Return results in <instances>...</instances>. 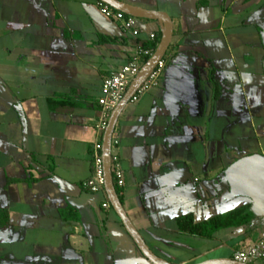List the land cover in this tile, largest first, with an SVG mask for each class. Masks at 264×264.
<instances>
[{
    "label": "crops",
    "instance_id": "0c3cea01",
    "mask_svg": "<svg viewBox=\"0 0 264 264\" xmlns=\"http://www.w3.org/2000/svg\"><path fill=\"white\" fill-rule=\"evenodd\" d=\"M120 1L173 23L164 69L113 134L125 213L167 262L233 259L264 241V217L211 237L177 220L251 205L226 203L224 174L264 156V0ZM137 19L134 37L98 0H0V264H153L106 191L83 186L103 143L104 78L161 38V21ZM175 173L185 182L170 189Z\"/></svg>",
    "mask_w": 264,
    "mask_h": 264
},
{
    "label": "water",
    "instance_id": "95a60500",
    "mask_svg": "<svg viewBox=\"0 0 264 264\" xmlns=\"http://www.w3.org/2000/svg\"><path fill=\"white\" fill-rule=\"evenodd\" d=\"M116 11H120L128 16L161 21L163 30L158 46L152 56L143 64L139 73L133 79L123 98L110 114L107 127L103 134L102 154L105 176V191L109 197L111 206L121 219L125 229L133 239L142 255L153 264H172L155 255L145 243L141 235L133 226L129 217L125 213L117 189L114 185L112 174V154H113V134L119 116L131 101L138 89L148 80L156 69L158 63L164 59L173 36V23L170 16L165 12L150 11L136 7L120 0H98ZM182 178L175 173V178L170 180L169 188L182 185ZM224 183L228 187L226 203L238 198L245 197L251 201V210L258 218L264 217V156L253 155L239 159L233 163L224 174ZM199 264H243L235 259H214L201 262Z\"/></svg>",
    "mask_w": 264,
    "mask_h": 264
},
{
    "label": "built area",
    "instance_id": "2783aa9c",
    "mask_svg": "<svg viewBox=\"0 0 264 264\" xmlns=\"http://www.w3.org/2000/svg\"><path fill=\"white\" fill-rule=\"evenodd\" d=\"M99 6L101 7V12L106 17L118 21H123V28L125 31H129L130 34H132L134 37L139 36V34L141 33V28L138 25L137 18L128 16L120 11H116L110 6L101 2H99ZM150 39L155 40V35H151ZM139 51L140 53H145V55H150V57L153 54V52L151 51H143L142 49H140ZM139 57L140 56L134 57L131 62L123 66L118 71L112 73L110 76L104 78L103 80V84L101 86V97L99 98V105L101 107V117L97 124V130L102 136L107 127L111 112L121 101L129 85L143 66V63L139 61ZM164 67L165 60L162 59L158 63L156 69L148 78V80L138 89L135 95L131 98V102L139 101L141 96L150 87V85L155 83ZM102 144V141H97L94 145L92 175L83 184L85 189L92 192H99L105 190ZM114 144H116V142L112 141V147ZM112 174L116 189L122 188L124 186V180L120 169L118 167H113L112 165ZM103 207L108 208L110 207V204L105 203ZM233 259L243 264H258L264 259V241L262 240L257 244L247 247L243 251L236 252Z\"/></svg>",
    "mask_w": 264,
    "mask_h": 264
},
{
    "label": "trees",
    "instance_id": "16d2710c",
    "mask_svg": "<svg viewBox=\"0 0 264 264\" xmlns=\"http://www.w3.org/2000/svg\"><path fill=\"white\" fill-rule=\"evenodd\" d=\"M159 41L160 38H157L155 40V44L148 46V49L145 50L154 53ZM149 58L150 55H147L142 63L144 64ZM253 218H255V215L251 210V205H248L230 210L224 214L212 217L201 223H196L193 219V216L188 214L178 218L177 225L179 231L182 233L202 237H211L217 231L222 229L249 226L252 223Z\"/></svg>",
    "mask_w": 264,
    "mask_h": 264
},
{
    "label": "rangeland",
    "instance_id": "374dc122",
    "mask_svg": "<svg viewBox=\"0 0 264 264\" xmlns=\"http://www.w3.org/2000/svg\"><path fill=\"white\" fill-rule=\"evenodd\" d=\"M233 258H234V256H233Z\"/></svg>",
    "mask_w": 264,
    "mask_h": 264
}]
</instances>
